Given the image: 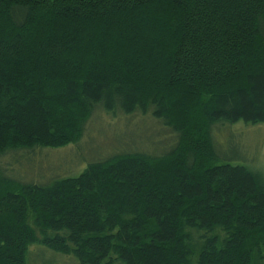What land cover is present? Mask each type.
I'll list each match as a JSON object with an SVG mask.
<instances>
[{
  "label": "trees",
  "instance_id": "obj_1",
  "mask_svg": "<svg viewBox=\"0 0 264 264\" xmlns=\"http://www.w3.org/2000/svg\"><path fill=\"white\" fill-rule=\"evenodd\" d=\"M96 109L151 115L171 143L46 182L0 160V264L33 244L79 264H264V174L213 137L264 123V0H0V157L76 142Z\"/></svg>",
  "mask_w": 264,
  "mask_h": 264
},
{
  "label": "rangeland",
  "instance_id": "obj_2",
  "mask_svg": "<svg viewBox=\"0 0 264 264\" xmlns=\"http://www.w3.org/2000/svg\"><path fill=\"white\" fill-rule=\"evenodd\" d=\"M170 135V131L151 115L111 114L96 109L85 123L78 141L56 148L19 150L2 155L0 160L7 168L13 165V171L25 179L23 181L46 182L53 177L78 174L90 161L130 147L162 154L171 143ZM213 137L217 150L228 161L249 163L264 174V123H219L213 127ZM27 261L29 264H79L73 255L38 244L29 246Z\"/></svg>",
  "mask_w": 264,
  "mask_h": 264
}]
</instances>
